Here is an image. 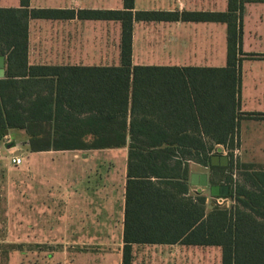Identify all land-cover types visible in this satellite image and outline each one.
<instances>
[{
  "label": "trees",
  "instance_id": "trees-1",
  "mask_svg": "<svg viewBox=\"0 0 264 264\" xmlns=\"http://www.w3.org/2000/svg\"><path fill=\"white\" fill-rule=\"evenodd\" d=\"M134 1L123 0L121 9L79 11L121 22L120 65L66 72L28 60L30 19L65 10L30 8V0L0 6V55L6 57L0 144L9 130H23L30 151L127 147L122 264H133L134 244L176 242L220 246L221 264H264V165L237 162L233 152L240 119L264 114L241 112V63L253 55L243 51L246 0H228L227 10L218 12L134 11ZM172 16L226 23V65L134 64V21ZM217 145L230 150L228 165L211 163ZM190 160L211 169L212 184L230 185L229 207L214 204L205 212L207 195L190 193ZM234 169L241 178L233 177Z\"/></svg>",
  "mask_w": 264,
  "mask_h": 264
},
{
  "label": "crops",
  "instance_id": "crops-1",
  "mask_svg": "<svg viewBox=\"0 0 264 264\" xmlns=\"http://www.w3.org/2000/svg\"><path fill=\"white\" fill-rule=\"evenodd\" d=\"M258 4H264V0L245 1L244 37L246 31L260 36L264 33V6L261 5V10L257 11L255 7L260 6ZM19 5L20 0H0V6ZM134 5V11L218 12L227 10L228 0H135ZM123 6V0H30V8L51 7L63 9L65 12L54 18L30 19L29 64L54 65L62 72L70 70L72 66L94 68L120 65L121 22L80 14L79 11L121 9ZM243 51L253 55L244 58L241 63V112L263 113L264 46L246 49L243 42ZM132 61L134 64L159 67L200 69L223 67L227 63V24L218 20H183L173 16L167 20H135ZM4 67L5 76L6 59ZM57 78L58 75H55V80ZM9 131L14 133L23 130ZM236 148L241 151L242 161L264 164V114L262 117L248 116L240 119L239 141ZM54 151L60 153L70 151L73 153L70 157L71 162H80L79 166H70L67 172L62 171L63 176L57 177L61 182L62 179H67V174L70 173L69 195L63 194L60 190L61 193L56 197L60 199V204L69 206L72 227L89 230L113 226L123 230L126 214L128 148L30 151V155ZM34 157L30 159L36 160ZM66 163L69 164L70 160ZM61 164L65 166L63 161ZM189 164L191 173L206 172V166L201 163L191 161ZM112 170L115 174L113 180L116 174L119 177V182L113 181V187L118 184L122 191L112 187ZM193 191L205 194L207 187L200 190L198 186L190 183V193ZM211 207L206 204L205 212L207 213ZM138 245L168 246L169 250L172 248L180 250L181 253L171 254V261L188 257L185 253L187 249L204 251L214 249V258L219 255L220 264L222 261L221 247L216 245L181 242L144 243L134 244V248ZM217 250L219 254L216 255Z\"/></svg>",
  "mask_w": 264,
  "mask_h": 264
},
{
  "label": "rangeland",
  "instance_id": "rangeland-1",
  "mask_svg": "<svg viewBox=\"0 0 264 264\" xmlns=\"http://www.w3.org/2000/svg\"><path fill=\"white\" fill-rule=\"evenodd\" d=\"M258 5L255 8L260 11L264 4ZM245 9L244 5L243 23ZM242 40L246 49L258 48L264 46V33L260 36L246 31ZM27 141L26 133L14 131L0 144V264H121L123 230L113 226L89 230L73 228L69 206L60 204V199L56 197L60 190L63 194L70 191V173L61 182L57 177L63 176L62 171L67 172L70 166L80 162H71L73 153L70 151L35 153L33 156L36 160L30 159L33 156L30 155ZM218 147L222 148V153L229 154L230 150L222 145H217L215 152ZM233 152L235 160L242 162L241 151L235 148ZM14 156L22 158L20 165L12 162ZM67 160H70L69 164ZM205 171L209 174L210 182L212 171L208 166ZM189 172L191 176L190 165ZM232 172L234 178H241L236 169ZM113 173L112 170V187L114 180L119 182L117 174L113 180ZM215 179L221 180L220 177ZM63 183L65 185H61ZM115 187L117 191H122L118 184ZM191 194L195 196V191ZM205 195L209 207L218 204L209 186ZM225 198L227 200L219 204L224 208L232 204V198ZM11 243L22 246L9 249ZM169 249L168 246L158 245L133 247V264H220L218 250L217 258H214V249H187L185 253L188 257L171 261V254L181 251Z\"/></svg>",
  "mask_w": 264,
  "mask_h": 264
},
{
  "label": "water",
  "instance_id": "water-1",
  "mask_svg": "<svg viewBox=\"0 0 264 264\" xmlns=\"http://www.w3.org/2000/svg\"><path fill=\"white\" fill-rule=\"evenodd\" d=\"M5 58L4 55H0V78L5 73ZM211 163L214 165H228L229 155L222 153V148L218 147L217 151L211 156ZM190 183L196 185L201 190L202 187H210V193L213 196H228L230 193V185L223 184H210L209 174L207 172H192L190 176Z\"/></svg>",
  "mask_w": 264,
  "mask_h": 264
},
{
  "label": "built area",
  "instance_id": "built-area-1",
  "mask_svg": "<svg viewBox=\"0 0 264 264\" xmlns=\"http://www.w3.org/2000/svg\"><path fill=\"white\" fill-rule=\"evenodd\" d=\"M12 162L15 164V165H20L21 164V162H22V158L20 157V156H14V157H12ZM216 203H218V204H223L224 203V201H225V196H216ZM227 200V199H226ZM231 202H233V201H230V203ZM227 204H229V203H227Z\"/></svg>",
  "mask_w": 264,
  "mask_h": 264
}]
</instances>
